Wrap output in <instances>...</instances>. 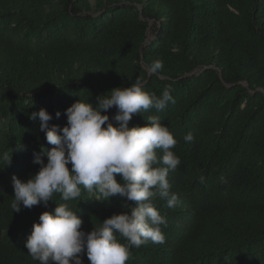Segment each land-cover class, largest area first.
Returning <instances> with one entry per match:
<instances>
[{"label":"trees","instance_id":"16d2710c","mask_svg":"<svg viewBox=\"0 0 264 264\" xmlns=\"http://www.w3.org/2000/svg\"><path fill=\"white\" fill-rule=\"evenodd\" d=\"M91 2L0 0L1 169L5 157L13 171L22 162L36 166L33 154L47 159L41 149L54 147L32 112L46 109L49 124L62 128L65 110L78 100L95 107L101 95L137 80L157 96L167 87L175 103L129 121L145 126L158 116L177 140L172 150L181 164L167 179L179 202L169 208L153 201L167 220L164 236L180 229L203 238L188 260L264 264V0ZM150 21L154 38L145 45ZM156 60L163 67L148 77L145 68ZM117 111L106 113L114 126ZM188 132L191 142L184 140ZM4 186L0 178V191ZM3 198L9 202L8 190L0 195V264H39L25 247L30 216L11 212ZM53 200L78 212L86 232L134 203L118 195L98 201L83 188L76 200L58 193ZM167 237L131 248L126 264H183ZM81 256L90 264L86 252Z\"/></svg>","mask_w":264,"mask_h":264},{"label":"clouds","instance_id":"9594fccd","mask_svg":"<svg viewBox=\"0 0 264 264\" xmlns=\"http://www.w3.org/2000/svg\"><path fill=\"white\" fill-rule=\"evenodd\" d=\"M162 67L161 61L152 62L149 69L145 68L147 76ZM169 102L175 103L169 88L157 96L144 91L143 82L137 80L129 87H117L101 95L95 107L81 100L74 102L65 110L67 124L62 128L49 124L53 117L44 108L29 115L33 120L39 118V130L54 147L41 149L47 159L33 154V163L38 165L22 162L16 171L11 168V158L5 157L8 165L0 167V178L5 181L0 195L8 190L9 202L6 198L2 201L12 203L11 212L30 216L25 247L33 260L39 264H83L81 254L86 252L90 264H126L131 248L166 242L161 226H166L167 220L153 201L164 200L169 208L179 202L167 179L169 172L181 164L172 150L177 140L158 116L147 117L145 126L129 127V121L133 114L150 109L161 112ZM113 106L118 109L112 117L117 126L106 114ZM60 115L56 113L57 118ZM193 139L191 132L184 136L185 142ZM114 174L121 175L120 182ZM200 182H204L203 176ZM82 188L98 201H110L118 195L134 203L122 204L127 210L114 213L86 232L78 212L67 203H53L56 193L66 202L78 199ZM167 239L176 241L183 264H207L206 258L188 260L192 247L203 238L178 229Z\"/></svg>","mask_w":264,"mask_h":264},{"label":"rangeland","instance_id":"374dc122","mask_svg":"<svg viewBox=\"0 0 264 264\" xmlns=\"http://www.w3.org/2000/svg\"><path fill=\"white\" fill-rule=\"evenodd\" d=\"M89 2L92 3L91 0H89ZM151 23L153 24L152 21H151ZM151 23H149V30H148V32H147V34H146L147 43H149L150 41H152L153 38H154L153 34L151 33V29H150V25H151ZM151 26H152V25H151ZM196 72H197V71H195V72H193V73H196Z\"/></svg>","mask_w":264,"mask_h":264},{"label":"water","instance_id":"95a60500","mask_svg":"<svg viewBox=\"0 0 264 264\" xmlns=\"http://www.w3.org/2000/svg\"><path fill=\"white\" fill-rule=\"evenodd\" d=\"M202 70H204V69H202ZM259 92H260V93H263V91H261V90H259Z\"/></svg>","mask_w":264,"mask_h":264}]
</instances>
